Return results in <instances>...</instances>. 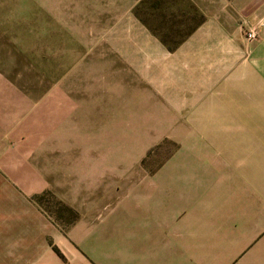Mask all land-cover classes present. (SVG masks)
I'll use <instances>...</instances> for the list:
<instances>
[{
	"label": "crops",
	"instance_id": "1",
	"mask_svg": "<svg viewBox=\"0 0 264 264\" xmlns=\"http://www.w3.org/2000/svg\"><path fill=\"white\" fill-rule=\"evenodd\" d=\"M140 1L107 0L93 11L87 47H61L60 34L84 26L63 18L78 4L39 3L40 24L56 27L42 28L43 55L55 53L60 74L37 98L15 75L16 57L26 66V32L2 19L12 27L0 45V233H26V252L53 253V264H264V0H190L204 21L173 50L134 15ZM250 28L257 39L248 42ZM99 66L117 78L119 98L141 106L153 137L174 147L165 175L158 167L135 177L134 191L113 200L121 244H74L75 223L62 231L31 198L50 191L72 208L58 186L78 177L63 170L82 164L93 181L95 166L109 168L88 136L63 131Z\"/></svg>",
	"mask_w": 264,
	"mask_h": 264
},
{
	"label": "rangeland",
	"instance_id": "2",
	"mask_svg": "<svg viewBox=\"0 0 264 264\" xmlns=\"http://www.w3.org/2000/svg\"><path fill=\"white\" fill-rule=\"evenodd\" d=\"M44 1L0 0V45L5 46L8 43L3 34L11 32L12 27L5 25L2 19L8 16L14 17L13 28L15 30L13 31L26 32V66L21 64L22 58L16 57L15 75L20 76V79L17 77L16 79L26 81V93L36 98L42 96L45 89L60 74L55 69V53L47 51L44 56L41 47L42 28H46L49 32L55 31L56 28L53 23L46 26L40 24L43 10L39 8V3ZM155 1L157 0H152V2ZM68 2L78 4V9H64L63 18L75 17L79 23L83 22L84 26L79 25L77 34H60L59 37L64 39L61 47L73 45L87 47L88 41L92 39L87 30L86 25L89 22L87 20L92 17L93 11L101 14L102 7L107 0H68ZM149 2L139 6L140 16L151 27L159 28L158 30L163 32L174 28L183 33L195 25V20H193L195 15H197L196 19L198 16L203 17L200 10L190 0H162L159 2L160 5L155 4L154 7H151L152 4L149 5ZM67 27L71 26L62 25L64 32L66 31L64 28ZM89 28L92 29V26ZM53 42L55 41L50 42V48L54 47ZM83 58L82 55H78L76 59L82 62ZM101 68L99 66L94 71L99 79L93 81L92 85L80 88V95L87 98L86 103L79 106L76 116L69 118L63 129V131L72 132L73 130L88 136L91 141L89 145L95 150L94 155L103 151L109 162L107 169L95 166L93 181L87 179V172L82 168V164H79L78 168H65L62 172L65 174L70 170L78 177L76 184L58 186L61 189L59 195L71 205L78 215L73 227L74 244H121L125 229L120 225V209L118 206L111 205L113 200L121 194L134 191L132 188L135 177H141L147 172L155 173L158 167L164 168L162 172L165 175V163L172 155L174 147L173 143L164 138L153 137L151 126L142 118L141 106L134 100L125 101L119 98L120 89L117 85V78L107 70L103 72ZM49 97H54V94ZM49 114H53L52 120H55L53 108ZM95 163H97V158ZM113 176L121 178L115 180ZM47 192L52 195L53 201L62 202L50 191ZM50 201L41 206L48 211L50 218L63 231L64 222L68 217L63 212L65 215L62 220H57L53 213L56 210L55 205ZM24 238L26 240V233H0V264H53L51 261V256H55L53 253L50 256H39L42 252L38 248L26 252V244L21 243ZM16 239L20 240L18 244L9 243ZM49 245L54 253L61 256L55 244Z\"/></svg>",
	"mask_w": 264,
	"mask_h": 264
},
{
	"label": "trees",
	"instance_id": "3",
	"mask_svg": "<svg viewBox=\"0 0 264 264\" xmlns=\"http://www.w3.org/2000/svg\"><path fill=\"white\" fill-rule=\"evenodd\" d=\"M150 1V2H149ZM162 0H157L155 2H152V0H142L135 8H134V15L150 30V32H152L169 50H173L175 49L188 35H190L203 21V17L198 16V18L196 19L197 15H195V17H193V20H195V25L190 27L189 29H187L185 32L180 33L178 30L174 29V28H169L167 30V32H163L162 30H158L159 28L155 29L153 27L150 26V24H148L141 16H140V10H139V6L145 4V3H150L149 5H151V7H154L153 5H157L161 2ZM162 4V3H161ZM150 7V6H149ZM160 29H162L160 27ZM50 197V198H47ZM33 202H35L37 205H39L41 207L42 210H44L42 208V204H48L50 200L53 199L52 195L49 192H43L40 195L34 196L31 198ZM50 203H52L53 205H55V211H53V213H55V217L57 218V220H62V217L65 215L63 212L66 213L67 215V220L64 222L65 223V229H63V231H66V228H68L69 226L73 225L75 223V221L78 218V215L76 214V212L71 209L70 207L66 206L65 204H63L62 202L55 200V201H50ZM48 215V211L44 210ZM51 216V215H49Z\"/></svg>",
	"mask_w": 264,
	"mask_h": 264
},
{
	"label": "built area",
	"instance_id": "4",
	"mask_svg": "<svg viewBox=\"0 0 264 264\" xmlns=\"http://www.w3.org/2000/svg\"><path fill=\"white\" fill-rule=\"evenodd\" d=\"M244 37L247 41H254L257 39V31L255 28H250L244 31Z\"/></svg>",
	"mask_w": 264,
	"mask_h": 264
}]
</instances>
